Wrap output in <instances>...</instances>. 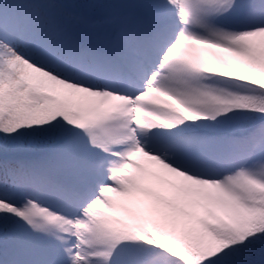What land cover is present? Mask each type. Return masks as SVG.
Listing matches in <instances>:
<instances>
[{"label": "snow or ice", "instance_id": "6c2138e0", "mask_svg": "<svg viewBox=\"0 0 264 264\" xmlns=\"http://www.w3.org/2000/svg\"><path fill=\"white\" fill-rule=\"evenodd\" d=\"M0 264H264V0H0Z\"/></svg>", "mask_w": 264, "mask_h": 264}]
</instances>
